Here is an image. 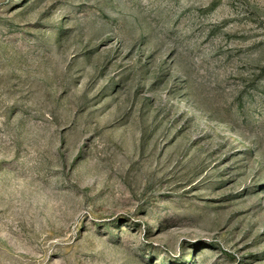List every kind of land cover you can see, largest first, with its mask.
<instances>
[{"label":"rangeland","instance_id":"374dc122","mask_svg":"<svg viewBox=\"0 0 264 264\" xmlns=\"http://www.w3.org/2000/svg\"><path fill=\"white\" fill-rule=\"evenodd\" d=\"M0 264H264V0H0Z\"/></svg>","mask_w":264,"mask_h":264}]
</instances>
